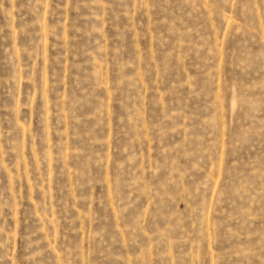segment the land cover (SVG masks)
I'll return each mask as SVG.
<instances>
[{
    "label": "rangeland",
    "instance_id": "rangeland-1",
    "mask_svg": "<svg viewBox=\"0 0 264 264\" xmlns=\"http://www.w3.org/2000/svg\"><path fill=\"white\" fill-rule=\"evenodd\" d=\"M0 264H264V0H0Z\"/></svg>",
    "mask_w": 264,
    "mask_h": 264
}]
</instances>
